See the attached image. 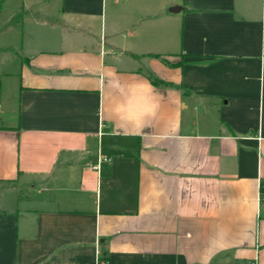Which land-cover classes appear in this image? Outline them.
<instances>
[{
    "label": "crops",
    "instance_id": "0c3cea01",
    "mask_svg": "<svg viewBox=\"0 0 264 264\" xmlns=\"http://www.w3.org/2000/svg\"><path fill=\"white\" fill-rule=\"evenodd\" d=\"M0 264H264V0H0Z\"/></svg>",
    "mask_w": 264,
    "mask_h": 264
}]
</instances>
